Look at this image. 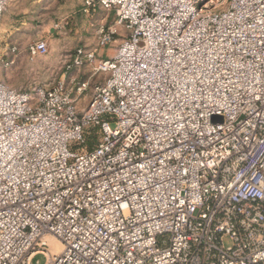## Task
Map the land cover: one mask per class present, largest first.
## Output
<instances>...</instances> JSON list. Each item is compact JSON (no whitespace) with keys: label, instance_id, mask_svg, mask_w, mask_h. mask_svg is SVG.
<instances>
[{"label":"built area","instance_id":"obj_1","mask_svg":"<svg viewBox=\"0 0 264 264\" xmlns=\"http://www.w3.org/2000/svg\"><path fill=\"white\" fill-rule=\"evenodd\" d=\"M84 8L116 20L60 80L0 81V264H264V0Z\"/></svg>","mask_w":264,"mask_h":264},{"label":"rangeland","instance_id":"obj_2","mask_svg":"<svg viewBox=\"0 0 264 264\" xmlns=\"http://www.w3.org/2000/svg\"><path fill=\"white\" fill-rule=\"evenodd\" d=\"M84 10V0H11L0 24V81L24 91L60 80L76 50H94L102 26H111L116 20L115 12L96 9L85 13ZM42 39L48 41L49 53L31 61L27 48ZM115 39L102 49L110 52L109 57L116 54L121 43L118 37ZM72 73L87 75L89 68ZM221 121L213 118L214 123ZM91 148L89 145L88 149ZM32 264H46V257L38 255Z\"/></svg>","mask_w":264,"mask_h":264},{"label":"crops","instance_id":"obj_3","mask_svg":"<svg viewBox=\"0 0 264 264\" xmlns=\"http://www.w3.org/2000/svg\"><path fill=\"white\" fill-rule=\"evenodd\" d=\"M109 53L110 52H105L104 50H102V56L103 57L105 56V58L109 57ZM105 54H107V55H105Z\"/></svg>","mask_w":264,"mask_h":264},{"label":"bare ground","instance_id":"obj_4","mask_svg":"<svg viewBox=\"0 0 264 264\" xmlns=\"http://www.w3.org/2000/svg\"><path fill=\"white\" fill-rule=\"evenodd\" d=\"M53 242H55V240H52ZM55 252V251H54Z\"/></svg>","mask_w":264,"mask_h":264}]
</instances>
